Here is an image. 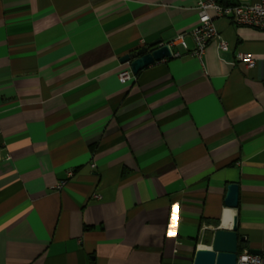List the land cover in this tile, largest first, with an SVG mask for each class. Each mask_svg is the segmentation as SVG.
<instances>
[{
  "label": "crops",
  "instance_id": "1",
  "mask_svg": "<svg viewBox=\"0 0 264 264\" xmlns=\"http://www.w3.org/2000/svg\"><path fill=\"white\" fill-rule=\"evenodd\" d=\"M195 6L0 0V264H193L233 217L264 264V32L215 19L201 65ZM153 42L173 57L121 82Z\"/></svg>",
  "mask_w": 264,
  "mask_h": 264
},
{
  "label": "built area",
  "instance_id": "2",
  "mask_svg": "<svg viewBox=\"0 0 264 264\" xmlns=\"http://www.w3.org/2000/svg\"><path fill=\"white\" fill-rule=\"evenodd\" d=\"M198 22L191 30V37L194 42V49L191 55L203 65V55L207 45L217 38V30L214 20L218 18H229L235 26L248 27L264 32V0H259L256 4H222L216 0H196L195 6ZM180 44L183 48L186 45L183 36H177L170 45ZM220 50H227V44L224 41L218 42ZM236 59L242 61L247 67L254 65L253 58L247 53H237ZM121 82H126L133 77L129 64H124L123 68L117 74ZM94 167V165H91ZM66 178L72 176V172L66 173ZM67 185V180H61L56 191H61ZM236 264H262V260L257 255H252L247 250L237 253Z\"/></svg>",
  "mask_w": 264,
  "mask_h": 264
},
{
  "label": "water",
  "instance_id": "3",
  "mask_svg": "<svg viewBox=\"0 0 264 264\" xmlns=\"http://www.w3.org/2000/svg\"><path fill=\"white\" fill-rule=\"evenodd\" d=\"M153 42L134 52L125 54L119 60L122 64H129L133 75H137L145 67L160 62L163 59H171L172 52L169 45H160ZM237 185L227 186L225 205L230 208L237 206ZM243 239L237 235V218L233 217L230 230L216 229L209 239L207 247L196 250L193 264H236L239 243ZM252 255H260L258 250H249Z\"/></svg>",
  "mask_w": 264,
  "mask_h": 264
},
{
  "label": "trees",
  "instance_id": "4",
  "mask_svg": "<svg viewBox=\"0 0 264 264\" xmlns=\"http://www.w3.org/2000/svg\"><path fill=\"white\" fill-rule=\"evenodd\" d=\"M241 245V246H240ZM239 251H241L243 249V246H242V243L239 244V247H238Z\"/></svg>",
  "mask_w": 264,
  "mask_h": 264
},
{
  "label": "snow or ice",
  "instance_id": "5",
  "mask_svg": "<svg viewBox=\"0 0 264 264\" xmlns=\"http://www.w3.org/2000/svg\"><path fill=\"white\" fill-rule=\"evenodd\" d=\"M172 233H170V235H171Z\"/></svg>",
  "mask_w": 264,
  "mask_h": 264
}]
</instances>
